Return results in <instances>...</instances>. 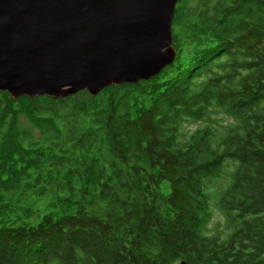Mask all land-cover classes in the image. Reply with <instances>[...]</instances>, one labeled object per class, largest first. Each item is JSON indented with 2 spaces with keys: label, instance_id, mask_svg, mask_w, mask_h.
<instances>
[{
  "label": "trees",
  "instance_id": "trees-1",
  "mask_svg": "<svg viewBox=\"0 0 264 264\" xmlns=\"http://www.w3.org/2000/svg\"><path fill=\"white\" fill-rule=\"evenodd\" d=\"M172 29L149 80L0 91V264H264V0Z\"/></svg>",
  "mask_w": 264,
  "mask_h": 264
},
{
  "label": "water",
  "instance_id": "water-1",
  "mask_svg": "<svg viewBox=\"0 0 264 264\" xmlns=\"http://www.w3.org/2000/svg\"><path fill=\"white\" fill-rule=\"evenodd\" d=\"M178 1L0 0V91L58 99L149 80L176 57Z\"/></svg>",
  "mask_w": 264,
  "mask_h": 264
}]
</instances>
